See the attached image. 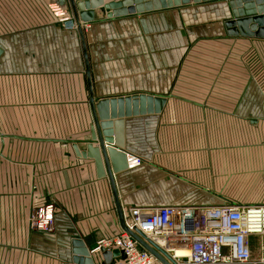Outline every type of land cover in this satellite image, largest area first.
I'll return each mask as SVG.
<instances>
[{
	"label": "crops",
	"instance_id": "1",
	"mask_svg": "<svg viewBox=\"0 0 264 264\" xmlns=\"http://www.w3.org/2000/svg\"><path fill=\"white\" fill-rule=\"evenodd\" d=\"M20 3L47 13L0 31V264H79L74 236L90 248L122 230L108 175L87 148L94 120L81 39L71 9L64 19L54 0H0V25ZM95 11L84 29L96 97H166L160 113L124 119V149L141 159L115 175L124 212L239 202L214 186L240 181L248 137H264V37L228 33L229 0L115 18ZM72 106L82 124L53 131L55 107ZM257 149L250 158L261 163ZM48 203L54 230H32V208ZM92 256L104 264L101 253Z\"/></svg>",
	"mask_w": 264,
	"mask_h": 264
},
{
	"label": "built area",
	"instance_id": "2",
	"mask_svg": "<svg viewBox=\"0 0 264 264\" xmlns=\"http://www.w3.org/2000/svg\"><path fill=\"white\" fill-rule=\"evenodd\" d=\"M56 11L69 19L63 15L66 9ZM128 162L137 165L141 159L128 154ZM124 215L126 225L171 264H264V203L133 205ZM29 226L53 231L54 204L32 208ZM96 244L92 253H100L101 247L121 252L104 264H164L123 228Z\"/></svg>",
	"mask_w": 264,
	"mask_h": 264
},
{
	"label": "water",
	"instance_id": "3",
	"mask_svg": "<svg viewBox=\"0 0 264 264\" xmlns=\"http://www.w3.org/2000/svg\"><path fill=\"white\" fill-rule=\"evenodd\" d=\"M202 1L210 0H54L63 9H71L81 39L89 103L94 120L91 137L87 140V148L93 151L97 167L105 169L108 175L122 228L130 233L143 249L149 250L164 264H171L172 260L169 258L170 261H168L154 245L149 244L138 232L126 225L115 175L129 166L128 153L124 149L122 135L124 119L136 115L160 113L166 97L148 93H132L97 98L84 25L95 20V10L100 7L107 10L106 15L109 18H115ZM229 3L233 18L226 23L228 33L264 37V0H229ZM94 144L97 147H94ZM85 152L83 155L86 156L88 151ZM71 243L73 260L76 263L95 264L91 250L97 248V244L89 248L77 235L73 237ZM100 253L104 263H110L114 257L121 255L118 249L109 250L104 247H101Z\"/></svg>",
	"mask_w": 264,
	"mask_h": 264
},
{
	"label": "rangeland",
	"instance_id": "4",
	"mask_svg": "<svg viewBox=\"0 0 264 264\" xmlns=\"http://www.w3.org/2000/svg\"><path fill=\"white\" fill-rule=\"evenodd\" d=\"M12 7L7 10V25H0V31L1 30H7L13 32L16 28H20V26L16 25L15 22L20 23L21 18L24 22L27 21V19H35L41 17L42 14L47 13L46 8H42V6H37L36 8H30L26 7L28 4L20 3L21 8L20 9H14L13 5ZM22 27V26H21ZM58 81V80H56ZM263 84H264V77H263ZM71 87L74 89V81L71 80ZM70 113V114H69ZM69 114V122H66L64 119L67 118V115ZM82 115L78 107H71L70 110L66 112H62V109H58V107H55L54 112V121L49 122V125L52 124L53 131H66L70 130L72 132H75L77 128L82 124V121H77V119L80 117L79 115ZM11 127L8 129L9 131L14 132L13 125L14 123H10ZM47 127V126H46ZM249 128V127H248ZM42 129H40L41 131ZM1 132V130H0ZM258 138V137H257ZM250 138L247 139V146H248V158H247V167L245 171H242L241 173V180L235 182L233 179H229L227 184H225L223 187H215L216 189H220L222 191H226L229 197H232L236 200H239L241 203L246 204H253V203H259L264 202V161H259L261 163H254V161L250 158V147L257 146L262 152H264V137L262 138ZM14 144V143H13ZM22 143L20 142L19 145ZM6 160L4 158H1L0 156V176H2V173H4L5 165L4 163ZM234 177V176H232ZM209 188V187H208ZM211 190L213 188L210 187Z\"/></svg>",
	"mask_w": 264,
	"mask_h": 264
}]
</instances>
